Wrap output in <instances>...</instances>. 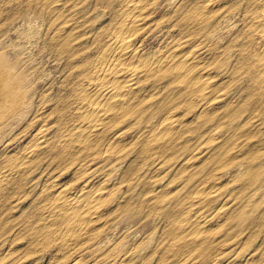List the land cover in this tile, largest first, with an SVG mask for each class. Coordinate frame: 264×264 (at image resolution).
<instances>
[{"label":"rangeland","instance_id":"1","mask_svg":"<svg viewBox=\"0 0 264 264\" xmlns=\"http://www.w3.org/2000/svg\"><path fill=\"white\" fill-rule=\"evenodd\" d=\"M204 1L142 2L145 26L131 43L152 64L120 90L129 106L81 139L84 92L108 86L94 61L135 0H0V53L29 85L23 108L0 124V264H264L260 0ZM153 50L199 53L202 64L186 74L180 57L156 63ZM203 79L213 85L199 93ZM101 182L99 218L75 230L71 202L53 199L67 187L87 199ZM199 220L208 225L197 232Z\"/></svg>","mask_w":264,"mask_h":264},{"label":"bare ground","instance_id":"2","mask_svg":"<svg viewBox=\"0 0 264 264\" xmlns=\"http://www.w3.org/2000/svg\"><path fill=\"white\" fill-rule=\"evenodd\" d=\"M28 1V0H27ZM146 0H135V4L132 6L130 13H132V15H128L130 16L128 19L126 18V20L124 22H122L119 27H118V31L115 33L114 37L111 39V41L108 43V45H106V47L103 49V51L101 53L98 54V56L96 57L94 63L96 65V76L99 80L101 81H105L108 86L107 87H93L90 91L88 92H84V101H85V113H84V118L87 119L88 121V125L85 126V128L82 130H80L79 134H78V138L83 139L85 137V135L87 134V132H92V128H94L97 124L101 123L102 121H104L108 116L109 112H113L116 110H122L124 108H126L127 106H129V103L127 99H125L123 96V94L120 92L121 89L123 88H129V89H133L132 87L135 86L139 80L137 79L138 76H136L137 73H135V71L137 70H142V69H146L148 68L151 64H152V59L147 55H143L140 54L137 50V48H133L132 47V43L131 40L139 33L143 30L144 28V24H145V18L147 16L148 12L144 11V8L141 6L142 2H144ZM148 1V0H147ZM182 1V0H181ZM195 1V0H194ZM198 1V0H197ZM204 1V0H203ZM158 2V1H157ZM184 2V1H183ZM188 2V1H187ZM202 2V1H201ZM200 2V3H201ZM205 2V1H204ZM210 2V1H209ZM212 2V1H211ZM222 2V1H221ZM227 2V1H226ZM2 3V2H1ZM12 3V2H11ZM41 3V2H40ZM72 3V2H71ZM75 3V1H74ZM81 3V2H80ZM172 3V2H171ZM195 3V2H194ZM79 4V3H78ZM160 4V3H159ZM198 4V3H197ZM223 4V3H221ZM227 4V3H226ZM251 4V3H250ZM3 5V4H2ZM12 5V4H11ZM59 5V4H58ZM196 5V3H195ZM217 5V4H216ZM224 5V4H223ZM256 5V4H255ZM37 6V5H36ZM55 6V5H54ZM76 6V5H75ZM120 6V5H119ZM157 6V5H156ZM183 6V5H182ZM193 6V5H192ZM220 6V5H218ZM252 6V5H251ZM259 9L258 12L261 15V17L264 19V0H260V2L257 3V5ZM67 7V5H66ZM125 7V6H124ZM146 7V6H145ZM159 7V6H158ZM178 7V5H177ZM210 7H214V6H210ZM209 7V8H210ZM222 7V6H220ZM219 7V8H220ZM57 8V7H56ZM96 8V7H95ZM116 8V7H115ZM193 8V7H192ZM206 8L207 6H204L203 9ZM63 9V8H62ZM71 9V8H70ZM176 9V8H175ZM201 9V8H200ZM157 10V8H156ZM212 10V9H210ZM219 10V9H218ZM8 11V10H7ZM124 11V10H123ZM206 11V10H205ZM62 12V11H61ZM154 12V11H152ZM172 12V11H171ZM248 12V11H247ZM125 13V12H124ZM150 14V12H149ZM148 14V15H149ZM191 14V13H190ZM61 15V14H60ZM123 15V14H122ZM166 17V16H165ZM164 17V18H165ZM122 18V17H121ZM161 18V17H160ZM163 18V17H162ZM193 18V17H192ZM200 20V19H199ZM12 21V19H11ZM152 21V20H151ZM119 22V21H117ZM184 22V21H183ZM260 22V21H259ZM147 23V22H146ZM257 23V22H256ZM7 24V23H6ZM104 24V23H103ZM254 24V22H253ZM4 25V24H3ZM260 25V24H259ZM2 26V25H1ZM181 26V25H180ZM112 27V26H111ZM152 27V26H151ZM184 27V26H183ZM78 28V27H77ZM113 28V27H112ZM262 30L261 33L264 34V23L261 26ZM188 30V29H187ZM249 30V29H248ZM64 31V30H63ZM71 31L73 32V30L71 29ZM72 34V33H71ZM171 34H174L173 32ZM177 34V33H176ZM259 34V33H258ZM181 36V33H180ZM189 36V35H188ZM70 38V37H69ZM146 38V37H145ZM148 38V37H147ZM146 38V39H147ZM175 38V37H174ZM62 39V38H61ZM109 39V38H108ZM169 39V38H168ZM178 39V37H177ZM59 40V39H58ZM171 40V39H170ZM180 40V39H179ZM198 41V40H197ZM165 42V41H164ZM215 42V41H214ZM144 43V42H143ZM142 43V44H143ZM166 43V42H165ZM169 43V42H167ZM247 43V42H246ZM182 44V43H181ZM180 44V45H181ZM210 44V43H209ZM1 45V44H0ZM163 45V44H162ZM168 45V44H167ZM178 45V44H177ZM176 45V46H177ZM259 45V44H258ZM102 46V45H101ZM164 46V45H163ZM166 46V45H165ZM194 46V45H193ZM254 46V45H253ZM103 47V46H102ZM162 48V46H160ZM244 47V46H243ZM191 48V47H190ZM207 48V47H206ZM158 49V48H157ZM177 49V48H176ZM183 49V48H182ZM201 49H205L202 48ZM162 50V49H161ZM181 50V49H180ZM184 50V49H183ZM257 50V49H256ZM170 51V50H169ZM176 50L171 51L167 54V53H163L161 54L162 56H159V52L156 51H152L156 52L155 54H158V59L157 62H164L168 57H180V61L175 65V68L181 70V71H185L186 74H188L189 71L197 68L200 66L199 61L197 60V56L196 54L199 53H194V52H189L187 54H183L180 55L179 53L176 54L175 53ZM193 51V50H192ZM197 51V50H196ZM202 51V50H201ZM183 52V51H182ZM217 52V51H216ZM7 53V52H6ZM71 53V52H70ZM151 53V52H150ZM215 53V52H214ZM259 53V52H258ZM154 54V53H153ZM204 54V53H203ZM210 54V53H209ZM8 55V54H7ZM165 55V56H164ZM202 55V54H201ZM9 56V55H8ZM8 56H4L3 53H0V124L2 122L8 121L10 119H12L13 116L17 115V113L19 112V110L22 107L23 104V100H24V85H28V84H24L26 82H24L26 80V77L24 79V77H22L19 73L16 72V70L11 67V65L8 63V60L6 59V57ZM152 56V55H151ZM211 57V55H210ZM10 58V57H8ZM208 59V58H207ZM238 59V58H237ZM259 59L262 63V66L264 68V47L263 50L259 56ZM202 60V59H201ZM206 60V58H205ZM209 60V59H208ZM242 60V59H241ZM155 61V60H154ZM203 61V60H202ZM10 62V61H9ZM172 62V61H171ZM14 64L17 65V63L13 62ZM93 64V62H92ZM205 64V63H204ZM158 65V64H157ZM15 66V65H14ZM18 66V65H17ZM28 66V65H26ZM167 66V65H166ZM25 67V66H24ZM23 67V69H24ZM158 67V66H157ZM236 67V66H235ZM162 68V67H161ZM222 68V66H221ZM17 69H19L17 67ZM25 70V69H24ZM89 70V69H88ZM84 71V70H83ZM87 71V70H86ZM149 71V70H148ZM194 71V70H193ZM224 71V70H223ZM256 71V70H255ZM78 72V71H77ZM210 72V70H209ZM208 72V73H209ZM229 72V71H228ZM22 73V71L20 72ZM24 73V72H23ZM202 73V72H201ZM206 73V70H205ZM207 73V74H208ZM212 73V71L210 72ZM264 73V72H263ZM83 74V73H82ZM93 74V73H92ZM91 74V75H92ZM215 74V73H214ZM218 74V73H217ZM85 75V74H84ZM202 76V74H199V76ZM140 76V73H139ZM142 76V75H141ZM140 76V77H141ZM206 76V75H205ZM208 76V75H207ZM206 76V77H207ZM216 77V76H215ZM93 78V77H92ZM139 78V77H138ZM143 78V77H142ZM142 78L140 80H142ZM214 78V77H213ZM218 78V77H217ZM223 78V77H221ZM226 79V77H225ZM229 79V78H228ZM28 80V78H27ZM90 80V79H89ZM195 80V79H194ZM219 80V79H218ZM224 80V79H223ZM203 82H201L200 84V88L198 89V92L201 93L204 89H209L212 88L213 83L211 84L210 81H208V79H203ZM220 81V80H219ZM262 81L264 82V74L262 77ZM83 82V81H82ZM217 82V81H215ZM214 82V83H215ZM256 83V82H255ZM83 84V83H82ZM92 84V83H91ZM87 85V84H85ZM90 85V84H89ZM105 85V84H104ZM142 85V84H141ZM215 85V84H214ZM25 86V88H27ZM29 86V85H28ZM35 86V85H34ZM33 86V87H34ZM38 86V84H37ZM32 88V87H30ZM89 88V87H87ZM261 87H259L260 90ZM155 89V88H154ZM243 89V88H242ZM255 89V88H254ZM263 89V88H262ZM29 90H33V89H29ZM87 90V89H86ZM253 90V89H252ZM257 90V89H256ZM28 91V90H27ZM255 91V90H254ZM32 92V91H30ZM124 92V91H123ZM129 92V91H128ZM136 92V91H135ZM29 93V92H28ZM26 93V95L28 94ZM133 93V92H132ZM125 94V93H124ZM25 95V96H26ZM66 95V94H65ZM126 95V94H125ZM194 95V94H193ZM204 95H206L204 93ZM225 95V94H224ZM152 96V95H151ZM215 96V95H214ZM218 96V95H217ZM223 96V95H222ZM70 97V96H69ZM131 97V96H130ZM137 97V96H136ZM197 97V95H196ZM209 97V96H208ZM58 98V97H57ZM81 98V97H80ZM141 98V97H140ZM221 98V97H220ZM132 99V98H131ZM134 99V98H133ZM194 99V98H193ZM161 100V98H160ZM212 100V99H211ZM70 101V100H69ZM77 101V100H76ZM187 101V99H186ZM193 101V100H192ZM245 101V100H244ZM260 101V100H259ZM258 101V102H259ZM65 102V101H64ZM71 102V101H70ZM209 102V101H208ZM207 102V103H208ZM224 102V101H223ZM235 102V101H234ZM233 102V103H234ZM69 103V102H68ZM183 103V102H182ZM231 103V102H230ZM196 104V103H195ZM250 104V103H249ZM261 104V102H260ZM28 105V104H27ZM68 105V104H67ZM66 105V106H67ZM208 105V104H207ZM214 105V104H213ZM219 105V104H218ZM247 105V104H245ZM83 106V103L81 104V107ZM29 107V106H28ZM80 107V108H81ZM37 108V107H36ZM48 108V106H47ZM78 108V107H77ZM219 108V107H218ZM35 109V108H34ZM39 109V107H38ZM50 109V108H49ZM48 109V111H49ZM184 109V108H183ZM189 109V108H188ZM211 109V108H210ZM216 109V108H215ZM43 110V109H42ZM41 110V111H42ZM61 110V109H60ZM64 110V109H63ZM39 111V110H38ZM69 111V110H68ZM197 111V110H196ZM203 111V110H202ZM28 112V111H27ZM199 112V111H198ZM24 113V112H23ZM45 113V111H44ZM77 113V112H76ZM173 112H171L172 114ZM168 114V115H171ZM180 114V112H179ZM182 114V113H181ZM215 114V113H214ZM41 115V113L39 114ZM38 115V116H39ZM176 115V113L174 114ZM195 116V115H194ZM220 116V115H219ZM37 117V116H36ZM171 117V116H170ZM178 117V116H177ZM188 117V116H187ZM186 117V118H187ZM17 118V117H16ZM35 118V117H34ZM109 118V117H108ZM256 118V117H255ZM164 120V118H162ZM184 119V118H183ZM260 119V118H259ZM25 120V119H24ZM33 120V118H32ZM63 120V119H62ZM112 121V120H111ZM188 121V120H186ZM191 121V119H190ZM216 122V120H214ZM259 121V120H258ZM256 122V121H255ZM9 123V122H8ZM53 123V122H52ZM185 123V122H184ZM188 123V122H187ZM217 123V122H216ZM215 123V124H216ZM51 124V123H49ZM161 124V123H160ZM255 124V123H254ZM12 125V124H11ZM47 125V124H46ZM159 125V123H158ZM173 125V124H172ZM176 125V124H175ZM174 125V126H175ZM184 125V124H183ZM10 126V125H9ZM44 127V125H42ZM72 126V125H71ZM172 126V128L174 127ZM181 126V125H180ZM47 127V126H46ZM84 127V126H83ZM3 128V127H2ZM168 128V127H167ZM180 128V127H179ZM263 128V127H262ZM37 129V128H36ZM61 129V128H60ZM159 129V128H158ZM260 129V128H259ZM38 130V129H37ZM161 130V129H160ZM164 130V129H163ZM169 131V129H167ZM95 131V130H94ZM131 131V130H130ZM171 131V130H170ZM175 131V129L173 130ZM178 131V130H177ZM259 131V130H258ZM55 132V131H54ZM183 132V131H182ZM93 133V132H92ZM173 133V132H172ZM50 134V133H49ZM56 134V133H55ZM118 134V132L116 133ZM235 134V133H234ZM45 136V135H44ZM252 136V135H251ZM48 137V136H47ZM63 137V136H62ZM92 137V135L90 136V138ZM117 137V136H116ZM45 138V137H43ZM43 138H37L36 140V146H41L43 144H45L46 142L43 140ZM120 138V137H119ZM129 138V137H128ZM138 138V137H137ZM215 139L217 137H214ZM214 138H212L214 140ZM222 138V137H220ZM5 139V138H4ZM48 139V138H47ZM122 139V138H121ZM127 139V138H126ZM133 139V138H132ZM135 139V138H134ZM3 140V138H2ZM66 140V139H65ZM72 140V139H71ZM88 140V139H87ZM91 140V139H90ZM118 140V139H116ZM35 141V140H34ZM57 141V140H56ZM60 141V140H59ZM82 141V140H81ZM115 141V140H114ZM113 141V142H114ZM121 141V140H120ZM128 141V140H127ZM132 141V140H131ZM149 141V140H148ZM112 142V141H111ZM112 142V144H113ZM221 142V140H220ZM48 144V143H47ZM119 144V142H118ZM193 144V143H192ZM203 144V143H202ZM115 145V144H114ZM122 145V144H121ZM236 146V145H235ZM44 147V146H43ZM124 147V146H123ZM65 148V147H64ZM105 148V147H104ZM163 148H165L163 146ZM23 149V148H22ZM66 149V148H65ZM84 149V148H83ZM187 149V148H186ZM20 150V149H19ZM18 150V152H19ZM24 150V149H23ZM8 151V150H6ZM106 151V150H105ZM16 152V151H15ZM104 152V151H103ZM204 152V151H203ZM228 152V151H226ZM11 154V153H10ZM17 154V153H16ZM15 154V155H16ZM72 154V153H71ZM195 154V153H194ZM193 154V156H195ZM200 154V153H199ZM8 155V154H7ZM25 155V154H24ZM59 155V154H58ZM78 155V154H76ZM9 156V155H8ZM21 156V155H20ZM34 156V155H33ZM22 157V156H21ZM30 157V153H28L26 155V158ZM161 157V156H160ZM192 157V156H191ZM234 157V156H233ZM31 158V157H30ZM35 158V157H34ZM144 158V157H143ZM47 160V159H46ZM86 160V159H85ZM99 160V159H98ZM27 162V161H26ZM88 162V161H87ZM16 163V162H15ZM85 164V163H84ZM83 166V165H81ZM92 166V165H90ZM95 166V165H93ZM129 166V165H128ZM195 166V165H194ZM191 167V166H190ZM90 168V167H87ZM94 168V167H93ZM188 169V168H187ZM21 170V169H20ZM26 170V169H25ZM80 170V169H79ZM87 170V169H86ZM90 170V169H89ZM163 170V169H162ZM10 171V170H9ZM166 171V170H165ZM22 172V170H21ZM86 172V171H85ZM108 172V171H107ZM3 173V171H2ZM157 173V172H156ZM1 174V173H0ZM160 175V174H159ZM11 176V174H10ZM106 176V175H105ZM114 176V175H113ZM69 177V176H68ZM156 177V176H155ZM159 177V176H157ZM173 177V176H172ZM4 178V177H3ZM110 178V177H109ZM115 178V177H114ZM171 178V177H170ZM15 179V178H14ZM57 179V178H56ZM61 179V178H60ZM102 179V178H101ZM100 179V180H101ZM197 179V177H196ZM10 180V179H8ZM12 180V179H11ZM180 180V179H179ZM2 181V180H1ZM56 181V180H55ZM59 181V179H58ZM87 181V180H86ZM208 181V180H207ZM225 181V180H224ZM9 182V181H7ZM5 182V183H7ZM63 182V180H62ZM104 182V181H102ZM101 182V183H102ZM70 183V182H69ZM108 183V181H107ZM110 183V182H109ZM108 183V184H109ZM115 183V182H114ZM119 183V182H118ZM208 183V182H207ZM223 183V182H222ZM52 184V183H51ZM58 184V183H56ZM83 184V183H82ZM99 184V181H98ZM103 184V183H102ZM100 184V186L102 185ZM105 184V183H104ZM103 184V185H104ZM220 184V182H219ZM84 185V184H83ZM101 188H99L97 191L95 192H90L89 196L87 197V199H80L78 196H76L75 194H71L70 192H68L67 190L69 189H64L62 191H60L58 193V195L55 197V199H53L54 201H65V202H71L70 204L72 205V212L74 213V227L76 226L75 230L78 231H82L86 228V226L95 218H99L100 213H98V211H96L95 208V204L99 201V199L103 196L102 194L105 193V189L108 188L105 187V185ZM112 185V184H111ZM55 186V185H54ZM85 186V185H84ZM95 186V185H94ZM99 186V185H97ZM199 186V185H198ZM207 186V184H205V187ZM1 187V186H0ZM5 187V186H4ZM113 187V186H112ZM174 187V186H173ZM179 187V186H178ZM215 187V184H214ZM50 188V187H49ZM77 188V186H76ZM82 188V187H81ZM110 188V187H109ZM220 188V187H219ZM44 189V188H43ZM84 189V188H83ZM191 189V188H190ZM204 189V188H203ZM72 190V189H71ZM75 190V189H74ZM93 190V189H92ZM156 190V189H155ZM158 190V189H157ZM41 191V190H40ZM56 191V190H55ZM59 191V190H58ZM83 191V190H82ZM154 191V190H153ZM113 192V191H112ZM110 192V193H112ZM152 192V191H151ZM168 192V191H167ZM171 192V191H170ZM74 193V192H73ZM78 193V192H77ZM193 193V192H192ZM109 194V193H108ZM194 194V193H193ZM199 194V193H198ZM53 195V194H52ZM85 195V194H83ZM107 196V195H106ZM176 196V195H175ZM79 198V199H78ZM104 198V197H103ZM52 200V201H53ZM68 200V201H67ZM193 200V199H192ZM14 201V200H13ZM196 203V202H195ZM99 204V203H98ZM156 204V203H155ZM197 204V203H196ZM226 204V203H224ZM223 204V205H224ZM100 205V204H99ZM205 205V204H204ZM12 206V205H11ZM193 206V205H192ZM18 207V206H17ZM60 207V206H59ZM180 207V206H179ZM22 208V207H21ZM196 208H198V206H196ZM110 209V208H109ZM35 210V209H34ZM45 210V209H44ZM67 210V209H66ZM70 210V209H69ZM102 210V209H101ZM249 210V209H248ZM264 210V209H263ZM103 211V210H102ZM109 211V210H108ZM193 211V210H192ZM190 211V212H192ZM199 212V211H198ZM55 213V212H54ZM108 213V212H107ZM15 214V213H14ZM106 214V213H105ZM119 214V213H118ZM11 215V214H10ZM37 215V214H36ZM104 215V214H103ZM189 216V214H187ZM204 215V214H203ZM208 215V214H207ZM102 216V215H101ZM107 216V215H106ZM186 216V217H188ZM200 216V215H199ZM15 217V215H14ZM50 217V216H49ZM52 217V216H51ZM50 217V218H51ZM66 217V215H65ZM105 217V216H104ZM116 217V216H115ZM191 217V216H190ZM189 217V218H190ZM234 217V216H233ZM43 218V217H42ZM130 218V217H129ZM188 218V219H189ZM192 218V217H191ZM196 218V217H195ZM199 218V217H198ZM197 218V219H198ZM201 218V217H200ZM208 218V217H207ZM260 218V217H259ZM264 218V217H263ZM40 219V218H39ZM45 219V218H44ZM182 219V217H181ZM184 219V218H183ZM187 219V220H188ZM203 219V218H202ZM201 219V220H202ZM41 220V219H40ZM43 220V219H42ZM199 220V221H201ZM217 220V219H216ZM198 221V222H199ZM233 221V220H232ZM231 221V222H232ZM30 222V221H29ZM52 222V221H51ZM220 222V221H219ZM45 223V222H44ZM60 223V222H59ZM100 223V222H99ZM98 223V224H99ZM121 223V222H120ZM195 223V222H194ZM213 223V222H212ZM261 223V222H260ZM263 223V222H262ZM48 224V223H47ZM45 224V225H47ZM133 224V223H132ZM103 225V224H102ZM129 225V224H127ZM208 225V221L207 220H203L201 222L198 223L197 225V232H199L200 230H203L207 227ZM233 225L234 222H233ZM50 226V225H49ZM61 226V225H60ZM173 226V225H172ZM214 226V225H213ZM215 226H217V224H215ZM186 227V226H185ZM36 228V227H35ZM96 228V227H95ZM124 228V227H123ZM87 229V228H86ZM115 229V228H114ZM173 229V228H172ZM213 229V228H212ZM264 229V228H263ZM128 230V229H127ZM228 230V229H227ZM48 231V229H47ZM53 231V230H52ZM56 231V230H55ZM71 232V229L68 226L63 227V230L61 231L62 236H67L69 235V233ZM90 232V231H89ZM263 232V231H262ZM16 233V232H15ZM77 233V232H76ZM23 234V233H22ZM60 234V236H61ZM128 234V233H127ZM14 235V234H13ZM43 235V234H42ZM45 235V234H44ZM192 235V234H191ZM233 235V234H231ZM12 236V235H11ZM73 236V234H72ZM85 236V235H84ZM126 236V235H124ZM171 236V235H170ZM174 236V235H173ZM54 237V236H53ZM103 237V236H102ZM246 237V236H245ZM48 238V237H47ZM101 238V237H100ZM197 238V236H196ZM195 238V239H196ZM200 238V237H199ZM56 239V238H55ZM67 239V238H66ZM65 239V240H66ZM72 240V239H71ZM104 240V238H103ZM202 240V239H201ZM39 243V240H37ZM43 241V240H42ZM41 241V242H42ZM79 241V240H78ZM100 241V240H99ZM173 241V240H172ZM36 242V241H35ZM44 242V241H43ZM83 242V241H82ZM86 242V241H85ZM138 242V241H137ZM179 242V241H178ZM75 243V242H74ZM49 244V243H48ZM99 244V243H98ZM182 244V242H181ZM23 244H21L22 246ZM185 244H183L182 246H184ZM208 245V243L206 244ZM8 246V245H7ZM68 246V245H67ZM179 246V245H178ZM181 246V245H180ZM179 246V247H180ZM188 246V245H187ZM16 247V246H15ZM23 247V246H22ZM172 247V246H171ZM175 247V246H174ZM231 247V246H230ZM242 247V246H241ZM8 248V247H7ZM10 248H8L9 250ZM17 249V248H16ZM19 249V247H18ZM31 249V248H30ZM176 249V248H174ZM181 249V248H180ZM7 250V251H8ZM29 250V249H28ZM61 250V249H60ZM70 250V249H69ZM192 250V249H189ZM237 250V249H236ZM16 251V250H15ZM72 251V250H71ZM179 251V250H178ZM187 251V250H186ZM199 251V250H198ZM9 252V251H8ZM14 252V250H13ZM191 252V251H190ZM226 252V250H225ZM262 252V251H261ZM5 253V252H4ZM71 253V252H70ZM217 253V252H216ZM237 253V252H236ZM235 253V254H236ZM72 254V253H71ZM183 254V252H182ZM224 254V253H223ZM70 255V254H69ZM222 255V254H221ZM258 254H255V256L257 257ZM171 256H173V254H171ZM170 256V257H171ZM182 256V255H181ZM244 257V256H243ZM82 258V257H81ZM251 258V257H250ZM76 259V257H75ZM64 260V259H63ZM80 260V258L78 259ZM251 260V259H250ZM254 260V259H253ZM121 261V260H120ZM180 261V260H179ZM243 261V260H242ZM245 261V260H244ZM126 262V261H125ZM217 262V261H216ZM215 262V263H216ZM226 262V261H225ZM71 263V262H70ZM77 262L73 263L76 264ZM123 263V262H122ZM243 263V262H242ZM250 263V262H249ZM255 263V262H254ZM92 264V263H91ZM171 264V263H170ZM251 264V263H250Z\"/></svg>","mask_w":264,"mask_h":264}]
</instances>
